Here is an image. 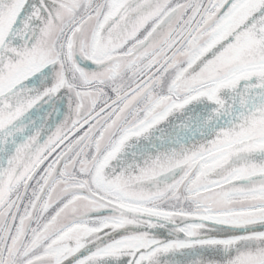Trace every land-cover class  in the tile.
<instances>
[{
  "label": "snow or ice",
  "instance_id": "obj_1",
  "mask_svg": "<svg viewBox=\"0 0 264 264\" xmlns=\"http://www.w3.org/2000/svg\"><path fill=\"white\" fill-rule=\"evenodd\" d=\"M0 264H264V0H0Z\"/></svg>",
  "mask_w": 264,
  "mask_h": 264
}]
</instances>
